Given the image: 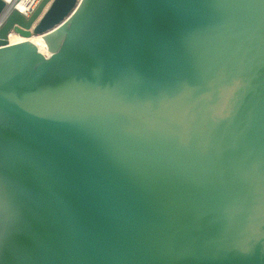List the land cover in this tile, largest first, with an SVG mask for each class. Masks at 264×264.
Returning a JSON list of instances; mask_svg holds the SVG:
<instances>
[{"label": "water", "instance_id": "95a60500", "mask_svg": "<svg viewBox=\"0 0 264 264\" xmlns=\"http://www.w3.org/2000/svg\"><path fill=\"white\" fill-rule=\"evenodd\" d=\"M0 264H264V0L13 8Z\"/></svg>", "mask_w": 264, "mask_h": 264}, {"label": "bare ground", "instance_id": "6f19581e", "mask_svg": "<svg viewBox=\"0 0 264 264\" xmlns=\"http://www.w3.org/2000/svg\"><path fill=\"white\" fill-rule=\"evenodd\" d=\"M32 2L33 0H22V2L18 4V7L23 10L27 8L28 5H31ZM27 39L35 43L42 53L46 55L51 54L48 43L43 35H31L30 37L27 38L26 36L21 34V32L15 30H12L9 35L10 43H16Z\"/></svg>", "mask_w": 264, "mask_h": 264}, {"label": "built area", "instance_id": "2783aa9c", "mask_svg": "<svg viewBox=\"0 0 264 264\" xmlns=\"http://www.w3.org/2000/svg\"><path fill=\"white\" fill-rule=\"evenodd\" d=\"M6 2V8L3 11L1 17H0V25L1 23L5 20V18L7 17V15L9 14V12L13 9L16 8L18 9L21 13H23L25 16H29L32 11L35 9V7L37 6V4L40 2V0H33V2L31 3V5H28L27 8L25 9H20L18 7V4L22 2V0H5Z\"/></svg>", "mask_w": 264, "mask_h": 264}]
</instances>
